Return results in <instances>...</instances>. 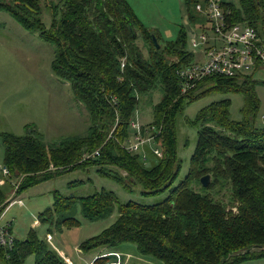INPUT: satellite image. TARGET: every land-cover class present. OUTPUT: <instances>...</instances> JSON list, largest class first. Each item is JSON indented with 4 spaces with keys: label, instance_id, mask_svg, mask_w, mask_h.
<instances>
[{
    "label": "trees",
    "instance_id": "1",
    "mask_svg": "<svg viewBox=\"0 0 264 264\" xmlns=\"http://www.w3.org/2000/svg\"><path fill=\"white\" fill-rule=\"evenodd\" d=\"M181 2L193 33L202 20L195 6L204 0ZM221 5L230 23H245L264 38V0H238V8ZM0 12L51 46L52 72L69 86L88 123L85 134L54 144L44 143L31 129L24 136L2 134L1 169L6 170L8 186L15 182L14 194L85 166L105 165L122 172L142 195L161 197L154 202L145 197L122 202L104 189L65 195L55 191L50 206L37 214L36 223L46 227L49 236L52 229L79 227L80 219H112L99 235L77 245L80 255L101 248L105 255L130 245L140 257L160 264L264 259V249L245 252L264 247V126L254 125L259 103L250 77H206L182 94L176 73L196 60L186 49L183 28L174 40L164 41L142 26L125 0H0ZM155 95L159 99L153 103ZM210 95H240L239 120L231 119L227 98L202 107L191 120L183 115L185 106ZM146 106L151 108L146 128L153 130L160 158L150 157L146 149L143 154L126 150L131 116ZM177 119L195 132L187 170L179 179ZM187 144L183 141L182 146ZM94 152L97 155L90 156ZM95 172L125 188L103 170ZM205 175L210 179L203 188L199 179ZM70 186L78 189L82 183ZM9 201L0 189V214ZM3 227L12 243L0 246V264H23L28 257L32 264H71L33 231L21 241L14 239L8 224ZM94 257L89 264L111 259Z\"/></svg>",
    "mask_w": 264,
    "mask_h": 264
},
{
    "label": "rangeland",
    "instance_id": "2",
    "mask_svg": "<svg viewBox=\"0 0 264 264\" xmlns=\"http://www.w3.org/2000/svg\"><path fill=\"white\" fill-rule=\"evenodd\" d=\"M125 1L142 26L157 33L164 41L174 40L179 29L183 28L186 35V49L191 51L189 38L193 34L189 31L190 26L187 23L181 0ZM220 3L238 8V0H220ZM42 19L47 27L49 25L48 14L44 13ZM138 44L140 45V42ZM52 58V48L49 44L37 35L23 30L9 15L0 12V170L3 158L2 134L14 137L24 136L31 129L33 134L41 138L44 143L54 144L86 132L87 115L84 109L75 102L69 86L57 81L51 68ZM243 76L252 78L255 83L254 92L259 107L254 125L256 129L263 128L264 123L260 118L264 117V70L259 71L257 76L251 71ZM222 98L230 101L231 119L239 120V111L243 102L240 95L207 96L185 106L183 115L191 120L199 109ZM158 99V95H155L153 103ZM130 120L132 124H137V122L142 125L147 124L151 120V108L146 106L143 112L134 111ZM182 120L177 119L175 124L176 156L181 161L178 179L187 170L195 137V132L187 129ZM143 128H146V125ZM133 133L134 131L129 127V141L132 140ZM183 141L188 143L186 148L182 146ZM144 148L151 157L154 146L147 142ZM137 153L141 154L140 151ZM96 170H103L107 175H112L123 183L125 188L120 187L114 181L99 178ZM5 180L0 173V189L10 200L6 211L0 216V225L3 226L9 222L12 236L21 241L27 237L29 231H33L38 240H47V244L63 253L71 264H88L91 261L89 257L93 258L99 254L103 256L102 253L105 250L102 248L92 251L87 256H82L79 254L77 245L99 235L111 224L112 219L96 223H88L80 219L79 227L60 231L52 229L49 236L46 227L36 222L37 214L50 206L53 192L56 191L63 195L77 192L85 194L91 190L104 189L113 192L122 202L139 197H145L144 199H148L145 201L148 202L161 199V197L148 198L142 195L143 190L132 184L122 172L105 165L101 169L95 166H85L81 170L69 172L28 189L18 196L14 194L15 182L11 180V188ZM71 182H81L82 187L78 189L77 186L68 187ZM119 253L123 254L120 255L123 264H160L150 258L140 257L130 245L123 246L119 249ZM32 263L33 258L28 257L23 264ZM239 264H264V259L248 260Z\"/></svg>",
    "mask_w": 264,
    "mask_h": 264
},
{
    "label": "built area",
    "instance_id": "3",
    "mask_svg": "<svg viewBox=\"0 0 264 264\" xmlns=\"http://www.w3.org/2000/svg\"><path fill=\"white\" fill-rule=\"evenodd\" d=\"M195 10L202 15L197 30L191 29L193 35L189 38V46L196 60L176 73L182 94L206 77L242 79L243 74L249 71L257 76L259 71L264 70V38L254 28L245 23H230L228 12L220 0H204L203 4H196ZM129 127L134 133L132 140H127L126 150L143 154L144 144L154 143L153 130L132 123ZM151 154L156 158L161 157L155 148ZM95 155L97 152L90 156ZM0 172L3 177L7 174L4 169ZM11 243L12 237L0 226V246L10 247ZM108 256L111 260L107 264H122L118 253Z\"/></svg>",
    "mask_w": 264,
    "mask_h": 264
},
{
    "label": "water",
    "instance_id": "4",
    "mask_svg": "<svg viewBox=\"0 0 264 264\" xmlns=\"http://www.w3.org/2000/svg\"><path fill=\"white\" fill-rule=\"evenodd\" d=\"M26 8H27V7H26ZM152 42H153V44L155 45V48H158L154 39H152ZM58 81H59V80H58ZM59 82H60L61 84L65 85V82H62V81H59ZM209 179H210V178H209L208 175H205V176L201 177V178L199 179V184H200V186L203 187V188H205V187L208 185V183H209ZM254 249H264V247H259V246H257V247H251V248L246 249L245 252H248V251H250V250H254Z\"/></svg>",
    "mask_w": 264,
    "mask_h": 264
},
{
    "label": "crops",
    "instance_id": "5",
    "mask_svg": "<svg viewBox=\"0 0 264 264\" xmlns=\"http://www.w3.org/2000/svg\"><path fill=\"white\" fill-rule=\"evenodd\" d=\"M138 115H139V114H138ZM137 121H138V120H137ZM137 121H136V122H137ZM149 122H150V121H149ZM149 122H148L147 124H143V125L140 124L139 122H137V125H138L139 127L143 128L145 125L147 126V125L149 124ZM142 126H143V127H142ZM0 173H1V172H0ZM6 208H7V207H6ZM4 211H6V209H4V210L2 211V213L0 214V216L3 214ZM5 224H6V225H7V224L9 225V222H8V223H5ZM121 248H122V247H121ZM121 248H120V249H121ZM53 249H54V248H53ZM55 250H56V249H55ZM114 253H118L119 255H123L122 253H119V250H117V251L114 252ZM124 255H125V254H124ZM103 256H108V254H105V255H103ZM126 256H129V255H126ZM93 258H95V257L93 256ZM93 258H92V257H89L88 259H91V260H92ZM110 260H111V259H110ZM110 260H109V261H110ZM89 263H90V262H89ZM89 263H88V264H89ZM122 264H123V262H122Z\"/></svg>",
    "mask_w": 264,
    "mask_h": 264
}]
</instances>
